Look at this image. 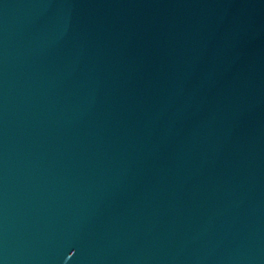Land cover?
<instances>
[{
	"label": "water",
	"instance_id": "water-1",
	"mask_svg": "<svg viewBox=\"0 0 264 264\" xmlns=\"http://www.w3.org/2000/svg\"><path fill=\"white\" fill-rule=\"evenodd\" d=\"M0 264H264V0H0Z\"/></svg>",
	"mask_w": 264,
	"mask_h": 264
}]
</instances>
